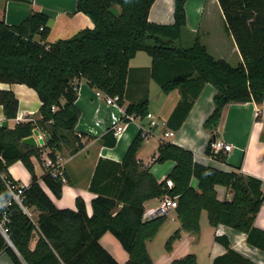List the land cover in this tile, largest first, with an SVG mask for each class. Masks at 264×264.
Segmentation results:
<instances>
[{
	"label": "trees",
	"instance_id": "16d2710c",
	"mask_svg": "<svg viewBox=\"0 0 264 264\" xmlns=\"http://www.w3.org/2000/svg\"><path fill=\"white\" fill-rule=\"evenodd\" d=\"M155 1L76 0L77 12L87 16L93 28L53 44L47 43L48 18L43 14L33 12L18 26L0 21V83L25 85L40 101V121L36 124L0 127V224L6 230V238L0 231V253L6 254L12 264H118L99 243L106 233L128 255L125 264H154L146 245L156 237L166 216L144 219V204L164 196L176 199L174 211L180 224L165 243L166 252L183 233L198 237L202 212L212 227L224 225L243 233L248 244L264 252V245L253 240L258 234L254 221L263 203L262 183L237 170L227 173L197 164L190 151L169 142L159 145L155 160L158 164L174 163L161 183L148 171H139L136 153L142 142L140 136L120 163L100 159L88 187L95 196L90 217L80 198L76 199L75 211L56 208L41 184L59 200L64 186L61 177H53L46 168L40 178L35 174L32 160L40 161L44 151L55 162L64 147L73 146L72 151L81 147L75 134L81 115L75 104L80 82L110 98L118 97L116 105L125 115L147 117V95L124 108L129 62L139 52L150 57V79L162 94L177 91L180 95L167 121L173 131L180 129L204 86L215 88L214 109L203 124L211 134L206 156H211L210 145L216 140L228 105L264 101V0H217L225 31L234 39L241 57L236 67L210 56L197 35L184 42L187 0H175L172 25L148 21ZM111 9L118 14L110 13ZM0 106L6 120L16 118L18 101L12 92H0ZM122 122L127 121L123 118ZM37 128L50 141L41 148L23 145L21 141ZM111 136L109 144L114 146L116 139ZM213 158L221 160L220 155ZM16 162L31 176L21 205L12 201L6 187L7 181L17 184L8 174V168ZM166 180L172 181V188L166 187ZM193 180L198 183L196 189L191 186ZM216 186L226 188L231 199L219 201ZM31 210L37 212L35 218L29 216ZM215 240L222 241L227 252L213 264H252L232 251L226 239ZM170 264L197 262L195 255L189 254Z\"/></svg>",
	"mask_w": 264,
	"mask_h": 264
},
{
	"label": "crops",
	"instance_id": "0c3cea01",
	"mask_svg": "<svg viewBox=\"0 0 264 264\" xmlns=\"http://www.w3.org/2000/svg\"><path fill=\"white\" fill-rule=\"evenodd\" d=\"M174 3L175 0H156L148 13V21L158 25H172ZM184 11L185 43L190 42L197 35L200 43L215 60H223L229 65L232 63L239 65L242 62L234 39L225 31L224 17L217 0H187ZM33 12L48 18V44L69 39L82 30L93 28L91 20L77 12L76 0H0V21H4L9 26H18ZM35 41H39V37H36ZM145 56L147 55L144 52H139L129 62V83L124 108L132 101L138 102L147 95L149 101L147 117L134 118L133 121L125 123L124 132L114 146H111L109 144L112 140L111 134L114 133L116 124L122 123L124 109L116 104L107 105L96 96L97 90L90 88L84 81L80 82L75 104L81 115L75 134L81 147L75 151H72L73 146L64 147L59 153L64 163L67 180L62 188L61 198L55 199L41 184L43 190L58 209L75 211L76 199L80 198L90 217L91 202L95 196L89 192L88 187L97 162L100 159H107L120 163L132 142L140 136V130L149 129L148 142L143 141L140 136L142 142L136 153V160L139 171H148L158 183L163 182L174 168V163L171 161L164 164L155 162L158 147L163 142L190 151L197 164L212 166L227 173L237 170L243 176L255 178L262 183L263 203L254 221L258 234L253 236V240L259 245H264V101L261 104L235 103L224 109L217 128L216 140L230 145L231 151L221 152L219 154L221 160H210L205 151L211 134L203 128V124L214 109L215 88L210 84L204 86L180 129L173 131L167 127V121L178 104L180 95L177 91L167 95L162 94L160 88L150 79L151 59ZM1 91L12 92L18 101V112L13 120L5 119L0 106V123L5 121L6 128L13 129L17 124H36L40 121L38 113L40 101L34 90L25 85L0 83ZM36 130L40 137L44 136L41 130L38 128ZM168 132H173L174 135L165 137V133ZM47 158V153L44 151L40 161L32 160L35 174L39 178L43 175ZM8 174L20 186L27 188L30 184L31 176L20 162L11 165ZM191 186L196 189L197 181L193 180ZM215 192L221 202L231 199L230 192L224 187L216 186ZM159 201L160 199L147 201L144 204L145 214L156 209L160 204ZM28 214L36 217L37 212L31 210ZM171 214L175 218L176 225L169 230L168 235L180 228L174 210L170 211L166 218ZM199 223L200 234L196 239L183 233L170 252L164 250V245L160 251L152 252L150 244L162 232L165 227L163 224L156 237L146 245L152 262L170 264L174 260L193 254L197 264H213L227 252L222 241L215 240L216 237H220L223 241L226 239L229 248L245 260L252 264H264V252L248 244L245 234L224 225L212 227L205 212H202ZM99 243L118 264H125L128 261V255L110 233L104 234ZM0 264H12V262L6 254L0 253Z\"/></svg>",
	"mask_w": 264,
	"mask_h": 264
},
{
	"label": "built area",
	"instance_id": "2783aa9c",
	"mask_svg": "<svg viewBox=\"0 0 264 264\" xmlns=\"http://www.w3.org/2000/svg\"><path fill=\"white\" fill-rule=\"evenodd\" d=\"M96 96L100 99H102L107 105H113L116 104L118 101V97L110 98L106 95H104L101 92H96ZM123 118L127 122H122L120 124H116L115 129H114V138L118 140L122 133L124 132V127L125 123H128L130 121L134 120L133 116L125 115L123 114ZM152 125H154V122H152ZM174 135L173 132H168L165 133V137H172ZM140 136L143 141L148 142L150 138V130L142 129L140 130ZM44 138V136H43ZM211 149V156H207L210 160H215L213 157L216 155H219L221 152H230L231 151V146L230 145H225L223 142L219 140H215L211 143L210 145ZM44 167L48 170H50L51 175L53 177H61V181L63 184L66 183V179L64 177V163L63 160L60 158V156L57 154L56 155V161L53 162L51 159L47 158V160L44 163ZM6 187L11 195L12 201L21 205V195L25 190V187L20 186L19 184L12 185L9 181L6 182ZM166 187L167 188H172L173 183L171 180H166ZM160 204L156 209H152L148 211L145 214V219H152L156 217H162V216H167L168 213L172 210H175L177 207V201L174 198H169L168 196H164L160 198ZM9 205V203L7 204ZM1 207V206H0ZM5 219V218H4ZM0 231L2 235L6 238V230L2 227V224H0Z\"/></svg>",
	"mask_w": 264,
	"mask_h": 264
},
{
	"label": "rangeland",
	"instance_id": "374dc122",
	"mask_svg": "<svg viewBox=\"0 0 264 264\" xmlns=\"http://www.w3.org/2000/svg\"><path fill=\"white\" fill-rule=\"evenodd\" d=\"M147 57V56H145ZM148 59V58H147ZM232 67H236L237 65L235 63H232L231 65ZM136 102V100L134 101ZM45 135V134H44ZM155 139V138H154ZM153 139V140H154ZM60 156V154H58ZM174 214V213H173ZM35 218V217H34ZM175 218L174 216L171 214L170 217H167L165 218V221L163 224H165V227L163 228L162 232H160L158 234V236L156 237V239L152 242V246H150L151 248V251L153 252V250H157V251H160L162 246L165 245V243L167 242L169 236L171 235H168L167 233L170 232L169 230H172V227L174 225H176L174 222ZM171 228V229H169ZM172 232V231H171ZM167 234V235H166Z\"/></svg>",
	"mask_w": 264,
	"mask_h": 264
},
{
	"label": "water",
	"instance_id": "95a60500",
	"mask_svg": "<svg viewBox=\"0 0 264 264\" xmlns=\"http://www.w3.org/2000/svg\"><path fill=\"white\" fill-rule=\"evenodd\" d=\"M110 13H112L113 15H117L118 11L116 9H111ZM0 127L5 129L7 127V123L5 121L1 122ZM48 141H50V137L48 135L45 134L44 138L40 137L38 130L34 129L32 131V135L28 138L23 139L21 143L27 147L38 148L44 146V144ZM213 141H215V139Z\"/></svg>",
	"mask_w": 264,
	"mask_h": 264
}]
</instances>
